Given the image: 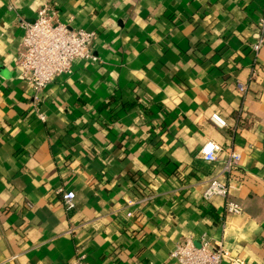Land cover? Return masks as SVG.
<instances>
[{
	"label": "crops",
	"instance_id": "obj_1",
	"mask_svg": "<svg viewBox=\"0 0 264 264\" xmlns=\"http://www.w3.org/2000/svg\"><path fill=\"white\" fill-rule=\"evenodd\" d=\"M45 4L96 34L95 59L35 99L15 62L20 23ZM263 13L264 0H0V264H72L82 248L89 264H179L178 243L203 237L264 264ZM209 141L216 164L199 158ZM227 151L240 214L203 199L211 177L230 181Z\"/></svg>",
	"mask_w": 264,
	"mask_h": 264
},
{
	"label": "built area",
	"instance_id": "obj_2",
	"mask_svg": "<svg viewBox=\"0 0 264 264\" xmlns=\"http://www.w3.org/2000/svg\"><path fill=\"white\" fill-rule=\"evenodd\" d=\"M19 26L24 35L15 66L22 79L31 87L35 99L44 94L56 80L68 77L76 62L95 59L92 55V44L96 34L84 29H74L68 23L60 22L58 11L52 5H43L34 22L22 21ZM257 28V41L253 45L256 54L264 47V13L258 20ZM238 89L242 93L246 92L243 85H239ZM41 118L44 119L42 116ZM211 122L219 129H228L226 121L218 115H213ZM222 153L221 146L209 141L200 150L199 158L208 164H216ZM227 154L228 161L222 174L230 176V181L223 182L220 177H211L203 199L209 202L217 197L223 198L228 214H240L243 212L242 207L234 203L230 195L231 182L234 180L232 175L241 162V155L233 151H227ZM62 200L67 211L75 209L74 192H64ZM136 203H128L127 207H135ZM134 216L133 211H128L124 217L130 220ZM169 258L179 264H244L241 259L233 257L222 244H213L206 237L201 239L199 247L190 238L180 241ZM72 264H89L85 249L77 251Z\"/></svg>",
	"mask_w": 264,
	"mask_h": 264
}]
</instances>
